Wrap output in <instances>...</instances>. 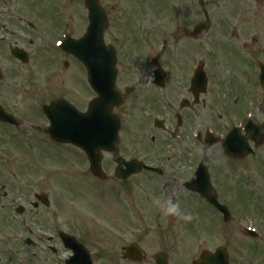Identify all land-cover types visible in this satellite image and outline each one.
Returning a JSON list of instances; mask_svg holds the SVG:
<instances>
[{
  "label": "rangeland",
  "instance_id": "1",
  "mask_svg": "<svg viewBox=\"0 0 264 264\" xmlns=\"http://www.w3.org/2000/svg\"><path fill=\"white\" fill-rule=\"evenodd\" d=\"M44 3V0H41ZM48 1V0H47ZM70 4V8L76 7L79 5V7L82 5L81 0H68ZM78 1V2H77ZM198 1L199 0H164L161 2L160 5H155V6H148L149 3L145 2V19L141 17L142 22L140 23L139 26L143 24L144 21V27L142 26L140 29L141 33V39L145 40V44H139L138 46L134 43V40H132L128 35L124 34L123 32L121 33L120 31L116 34H112L111 30H108L109 36L107 38L108 42H113L116 44L117 48L119 49L120 55L123 57V60L128 62V63H133L135 64L139 69L140 73L146 72L149 70V66L152 61H145L143 58V51L145 50L144 46L150 41L152 42L153 38H157L161 35V38L166 40V45L164 52L160 51L162 48V43L159 45V51L158 49H154L155 46H150L151 52L150 56L156 57L157 55L161 57L160 61L164 63L167 71V99L169 102L172 101V97L170 96L169 93H177V96H173V98L177 101L175 104H178V101L181 100L182 98L186 97V94L184 92L185 87L188 85L187 77L190 76V71L192 70L193 66L190 67V63L192 62V59L190 58H185L184 61L180 60L181 54L179 51L181 47L184 44L185 36L182 35V30L185 26L183 25H189V19L186 18L185 16L187 15V12L190 10V13L187 16H193L195 14V11H197L198 15V20H202L203 17L201 15V9L198 6ZM160 2V0H158ZM103 3L105 6L109 9V12L111 10L110 6V0H103ZM209 2L206 3V5ZM26 4V3H23ZM66 6L67 5V0H66ZM45 6H42L41 8H44ZM258 7V6H257ZM135 8H139V10L142 12L143 7L142 6H135ZM185 8V13L181 12V9ZM224 8V7H223ZM232 8V7H231ZM230 8V9H231ZM41 11V9L39 8ZM76 13V10H74ZM125 12L122 9H115L112 11L113 17L117 20V25L120 26L122 23V18L124 16ZM76 15V14H75ZM143 15V16H144ZM73 16V17H71ZM235 16V15H234ZM71 19H75L74 14L70 13ZM234 18H230L229 22L235 26L238 27L239 25V20ZM262 18H263V13H262ZM174 19H177L176 23L173 24L172 22ZM223 19V18H221ZM225 20V19H223ZM228 20V19H227ZM181 21H185L184 23H180ZM137 23V22H133ZM221 25V24H220ZM223 26V25H221ZM186 28V27H185ZM226 30L230 32V29L227 26L221 27L219 29L213 30V32L208 36L207 34H202V37H199L198 43L202 44L204 43L209 37H213L216 33L219 31ZM25 33V32H24ZM205 33V32H204ZM27 34V33H25ZM113 36H112V35ZM214 40L209 42V45L211 49L215 50L219 55H229L230 56V61H231V85H232V93L234 94L235 97H239L240 91H241V64H240V59L238 58V54L236 52V49L233 48L232 45H229L227 43H223L221 41L214 42ZM128 42V45H127ZM158 41L156 42V44ZM144 45V46H142ZM147 46V45H146ZM158 47V46H157ZM203 56V55H202ZM56 56H47L46 54H42V64L43 68H46V64L51 61V63L56 66L57 61L53 60L52 58H55ZM207 58L209 56H206ZM220 57V56H219ZM195 58V57H192ZM201 59L200 54L197 57ZM140 59H143L144 61H141ZM220 59V66L219 68H222V65L226 64V60L222 57ZM202 60V59H201ZM145 64V65H144ZM208 64V63H207ZM181 65V66H180ZM224 69V68H222ZM213 72V70H212ZM64 73H67L64 72ZM222 74L219 72L217 77H220ZM223 76V75H222ZM228 76V73H227ZM81 80V79H80ZM64 88V87H61ZM62 93H64V89L61 90ZM139 103V102H138ZM146 106V102H145ZM216 108H218L217 105H214L212 110L204 115L199 119V121H202L203 119H206L207 121H210L211 124L212 122L216 121ZM200 110L202 108H199ZM219 109V108H218ZM161 113H164L161 112ZM127 117L125 118V126L122 131V137L126 138L128 143L133 144L132 149H134L141 141L147 139V135H145V131L143 128L147 127L151 131V137L152 136H159L158 132L152 129L151 125L148 123V121H140V119H143L145 116L144 110L140 107L137 108L136 113H134V110L132 108H129V110L126 112ZM187 115V114H186ZM189 117L193 116L194 114L188 113ZM224 121V120H223ZM223 121L217 122L216 121V126L218 124L222 123ZM150 137V135H149ZM17 149L19 148V145H17ZM164 149L166 154H169V150L167 146H164L162 151L163 153V161L166 160L167 155L164 154ZM133 155L136 154L135 151H131ZM142 152V151H141ZM143 153V152H142ZM209 155H212L210 158L212 160H216L213 162L215 167L218 169V176L217 179L221 181H225L227 179L228 174L225 171V166L224 163L220 158H216L217 154L212 151V149L209 150ZM145 154H148L145 153ZM151 158H156V155ZM35 160V156H34ZM184 169V168H183ZM184 169V171H186ZM233 175V174H231ZM234 176H236L234 174ZM237 178V177H235ZM12 178L4 176V181H9ZM3 180V179H2ZM229 195L233 196L234 198L237 199L238 204H242L243 206H248L251 203V199L249 195L243 190L242 188H238L237 190V185L232 187L231 190L228 192ZM88 198V196H86ZM155 201L158 202L159 205L160 201L159 199H155ZM94 207V206H93ZM120 207L124 208L123 205ZM65 209V205L62 207ZM82 208H86V204L83 202H79L77 205V209L82 212ZM95 208V207H94ZM99 210V209H98ZM4 215H3V210L0 209V240L2 242V254L4 255L3 263L4 264H24L23 261H19L20 257H23L26 261V264H28V249L21 247V245H18L17 242H13L10 239V235L14 234L16 236L18 231H17V226H12L14 224H9L6 221H4ZM206 223V220H205ZM207 224L209 226H213V222L211 219L207 220ZM105 225V224H104ZM207 228L202 227L200 229V232H205ZM199 234V232H198ZM172 244H178V243H172ZM23 250V253L19 254L18 250L19 249ZM118 264H121L118 262Z\"/></svg>",
  "mask_w": 264,
  "mask_h": 264
},
{
  "label": "clouds",
  "instance_id": "2",
  "mask_svg": "<svg viewBox=\"0 0 264 264\" xmlns=\"http://www.w3.org/2000/svg\"><path fill=\"white\" fill-rule=\"evenodd\" d=\"M166 203H167V207L164 208V212L166 215L167 214L176 215L182 217L183 219L191 218L190 213L181 212L179 202H173L169 199Z\"/></svg>",
  "mask_w": 264,
  "mask_h": 264
},
{
  "label": "water",
  "instance_id": "3",
  "mask_svg": "<svg viewBox=\"0 0 264 264\" xmlns=\"http://www.w3.org/2000/svg\"><path fill=\"white\" fill-rule=\"evenodd\" d=\"M97 1L98 0H88V5L90 6L91 10L96 9L97 10ZM115 137H116V130L115 132L112 134V141H115Z\"/></svg>",
  "mask_w": 264,
  "mask_h": 264
},
{
  "label": "flooded vegetation",
  "instance_id": "4",
  "mask_svg": "<svg viewBox=\"0 0 264 264\" xmlns=\"http://www.w3.org/2000/svg\"><path fill=\"white\" fill-rule=\"evenodd\" d=\"M3 28H5V25H1V22H0V29H3ZM2 48H3V43L0 41V49Z\"/></svg>",
  "mask_w": 264,
  "mask_h": 264
}]
</instances>
